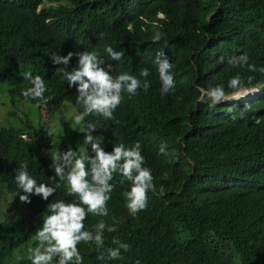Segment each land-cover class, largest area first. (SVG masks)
<instances>
[{"label":"trees","instance_id":"trees-1","mask_svg":"<svg viewBox=\"0 0 264 264\" xmlns=\"http://www.w3.org/2000/svg\"><path fill=\"white\" fill-rule=\"evenodd\" d=\"M157 31L162 38L153 42ZM106 47L123 52L121 60H111ZM83 51L97 52L113 76L150 71L148 91L122 93L114 119L91 115L79 125L86 130L95 124L93 135L104 137L106 152L140 142L143 167L151 170L156 188L148 193L147 208L133 216L122 195L130 182L121 184L114 174L108 215L88 214L84 221V230L93 231L104 220V246L81 242L83 264H264V73L229 63L246 54L249 64L264 68V0H0V84L9 83L12 100L37 106L39 114L38 125L0 129V185L21 202L19 195L26 194L15 170L22 162L38 183L61 185L48 201L31 195L30 204L21 202L26 217L6 215L0 264L31 238L33 244L49 203L79 202L58 177L52 180L51 157L40 154L70 148L47 143L49 125L64 103L83 112L76 88L58 70L64 66L54 65L51 55ZM158 51L173 65L175 89L163 96L154 63ZM76 67L74 55L66 70ZM25 72L43 78L47 104L22 95L31 87ZM237 75L247 92L260 91L253 101L210 107L199 99V89L218 85L230 95L228 82ZM248 77H254L251 83ZM246 104L252 108L241 115ZM162 144L167 154H158ZM72 150L82 155L76 142ZM93 155L88 146L83 156ZM114 237L130 245L121 250L123 259H107ZM102 252L104 260L98 258Z\"/></svg>","mask_w":264,"mask_h":264},{"label":"clouds","instance_id":"clouds-1","mask_svg":"<svg viewBox=\"0 0 264 264\" xmlns=\"http://www.w3.org/2000/svg\"><path fill=\"white\" fill-rule=\"evenodd\" d=\"M162 34L157 31L151 37L153 42H159ZM108 56L113 61H120L123 52L115 51L112 47L105 49ZM78 58V67L71 71L66 70L73 56ZM54 65H63L58 70L62 72L64 81L69 87L76 88L77 104L82 105L83 112L73 117V123L81 124L85 117L96 115L105 120L114 119L115 110L121 105L123 100L122 93L127 92L130 96L135 95L138 89L145 92L150 88V82L147 77L150 71L145 68L139 72V76L123 72L118 76L110 74L111 65L106 69L103 65L105 61L95 51H83L79 53L69 52L67 56H60L55 53L51 55ZM248 56L241 55L233 57L229 63L244 66L248 70L264 73V68L257 69L254 64L248 63ZM157 66L159 80L161 82V95H167L174 91V76L171 74L173 67L168 56L164 51H158L154 60ZM24 79L30 82L31 87L27 88L22 95L28 99L36 100L47 104L48 98L45 97L47 91L44 80L41 76H33L31 72L23 74ZM143 79V83L141 82ZM254 77H248V82ZM228 87L232 92L226 94L222 85L211 87L207 90L199 89L201 92V101L205 98L210 101L209 106L214 107L222 101L228 99H240L247 94V89L243 87L242 79L239 75L231 78ZM251 105L246 104L241 112L250 111ZM97 131L95 124L89 123L84 131L85 139L83 143L91 146L93 156L78 155L77 151L69 148L65 152L50 151L52 159L51 168L55 176L51 177L53 181L65 182L69 195L78 197L79 202H65L58 200L47 205V212L44 216L42 227L35 233V239L38 241L35 247H29V259L31 264H52L54 257H58L57 264H83L78 245L83 242L86 245L95 244L98 249L104 246V231L106 223L100 220L93 231L84 230V221L88 214L98 217L108 215L107 202L111 199L110 193L115 185L111 184L114 174L118 173L122 179L120 183L130 182V190L124 192L125 207L133 216L145 210L148 205V193L151 191L156 194V188L153 183V175L149 168L143 167L144 157L141 155L142 145L136 142L131 148H125L123 144L114 146L112 152H106L102 147L104 143L103 136H95L93 132ZM158 154H167L165 145L160 146ZM87 162V164H86ZM90 177V179H89ZM15 182L21 192L26 195H19L22 203H31L30 196L36 195L48 201L58 188L60 183L54 186L38 183L28 172L27 162H22L15 170ZM83 205V207L81 206ZM112 244L114 248L106 250L108 260L123 259L121 250L127 252L130 245L123 243L119 238L114 237ZM105 259L102 252L98 257ZM137 264L139 262L137 261Z\"/></svg>","mask_w":264,"mask_h":264},{"label":"rangeland","instance_id":"rangeland-1","mask_svg":"<svg viewBox=\"0 0 264 264\" xmlns=\"http://www.w3.org/2000/svg\"><path fill=\"white\" fill-rule=\"evenodd\" d=\"M9 89V83L0 84V129L23 128V122L27 121H30L33 125H38L39 114L37 106L22 102L20 100H12ZM259 94L260 91L257 89L255 91L247 92V94L240 99L228 100L253 101L256 97H258ZM75 115H78V112L74 106H72L70 103H64L49 125L47 143L59 146L67 145L72 149L73 142H76L78 144L80 153L85 155L88 147V145L83 143L85 139V129L80 125L73 123V117ZM27 138H29V136H27ZM51 150L52 149L45 150L46 153H41L40 157L47 158V156H50ZM50 160L52 159L50 158ZM50 171L55 173L51 169ZM63 183L65 184V182ZM25 211L26 210L24 209L22 203L15 202L12 197L6 194L5 186L0 185V229L3 228V222L6 220L7 214L13 212L8 216L23 217L25 215L26 217L28 213L26 211L25 214ZM31 240L32 238L27 245L17 248L11 257L5 260L4 264H18L21 260L28 259V248L35 247L38 243L34 237V242L30 246Z\"/></svg>","mask_w":264,"mask_h":264}]
</instances>
